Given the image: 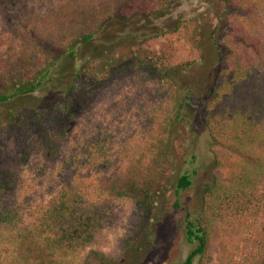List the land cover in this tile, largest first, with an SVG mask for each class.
Wrapping results in <instances>:
<instances>
[{
    "label": "trees",
    "instance_id": "1",
    "mask_svg": "<svg viewBox=\"0 0 264 264\" xmlns=\"http://www.w3.org/2000/svg\"><path fill=\"white\" fill-rule=\"evenodd\" d=\"M177 1L103 0L97 5L70 0V8L59 6L52 12L54 0H0V36L18 34L23 40L18 56L0 68V249L9 242L24 244L18 264H55L57 255L96 245L116 222V214L108 200L89 203L77 183L78 178L83 181L82 173L111 168L112 140L106 129L94 127L60 159L64 178L55 197L28 211L9 201L17 181L10 159L20 166L26 158L12 151L10 158L6 149L12 137L35 133L41 152L56 157L59 144L108 85L133 75L143 83H160L175 103L166 130L190 125L183 115L188 98L178 103L177 94L183 74L202 55V29L192 19L172 17ZM216 1L226 4L221 15L229 14L230 22L222 34L214 26L208 36L216 73L209 92L198 98L213 161L211 180L199 195H190L200 173L196 152L185 146L175 155L161 138L147 177L109 187L108 197L133 199L139 209V222L122 240L120 254L91 251L80 264L129 263L119 258L142 243L141 235H155L157 227L150 224L156 217L151 215L162 192L169 196L166 209L181 215L185 240L193 245L181 264H194L206 254L223 208L232 210L236 221L264 220V0ZM46 9L49 16L41 19L38 13ZM263 233L259 253H264ZM253 259L245 264H264V257Z\"/></svg>",
    "mask_w": 264,
    "mask_h": 264
},
{
    "label": "rangeland",
    "instance_id": "2",
    "mask_svg": "<svg viewBox=\"0 0 264 264\" xmlns=\"http://www.w3.org/2000/svg\"><path fill=\"white\" fill-rule=\"evenodd\" d=\"M69 1L54 0L52 12L59 6L67 5L70 8L72 5ZM93 1L97 5L103 2ZM176 5L173 18L178 16L185 20L192 19L202 29V55L199 62L183 74L177 94L178 103L184 102L185 97L188 98L189 105L183 115L190 125L181 123L182 125L166 130L175 103L170 100L165 87L160 83H143L141 76L133 75V79L127 77L108 85L105 95L100 96L91 111L85 113L71 136L59 144V154L56 157L41 152L40 140L35 133L12 137L8 143L6 151H9L10 158L22 154L26 157L20 166H17L15 159L7 158L10 159V166L15 169L17 178L15 193L9 201L16 202L17 206L28 211L29 208H39L55 197L64 178L59 175V168L62 166L59 164L60 159L66 158L73 146L81 144L82 139L89 136L94 127L106 129L112 140L109 171L90 172L87 175L82 173L83 181L78 178L77 183L85 188L89 203L108 200L116 214V222L103 231L96 245L62 256L57 255L55 264H80L91 251H100L110 257L120 254L122 240L127 238L139 222V209L133 199L108 197L109 187L114 182L118 185L119 180L127 182L134 176L147 177L157 158L161 138L168 140V151L175 155L183 152L185 146H191L196 152L200 173L193 182L190 195H199L202 185L211 180L213 161L208 152L209 137L201 119L198 98L209 92L216 73V55L211 40H207L208 36L214 26H217L218 35L222 34L227 29L230 17L229 14L221 15L226 4L217 3L216 0H178ZM48 13L50 10L46 9L38 15L45 19L49 16ZM3 22L4 18L0 15V31L4 29ZM22 43L18 34L4 32L0 36V68L11 63L13 55L18 56ZM2 159L0 157V161ZM168 199L165 192L156 199L158 210L151 215L156 219L150 224V227H157L155 235H141L142 243L136 244L124 257H120L121 262L125 259L129 262L127 264H181L192 250L193 245L188 244L184 237L181 215L166 209L165 202ZM233 217L232 210L223 208L213 223L206 254L194 264H245V260L250 257H264L263 251L260 250L259 253L257 246L259 235L264 231V220L244 223ZM25 248L24 244L21 247L10 242L4 245L0 249V264H18V254Z\"/></svg>",
    "mask_w": 264,
    "mask_h": 264
}]
</instances>
